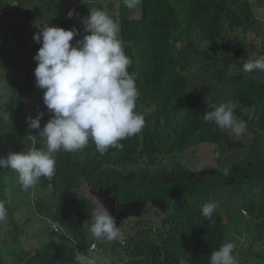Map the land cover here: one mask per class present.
I'll use <instances>...</instances> for the list:
<instances>
[{
    "label": "trees",
    "instance_id": "16d2710c",
    "mask_svg": "<svg viewBox=\"0 0 264 264\" xmlns=\"http://www.w3.org/2000/svg\"><path fill=\"white\" fill-rule=\"evenodd\" d=\"M35 1L41 4L33 6L19 21L12 15H0V95L11 96L9 106L0 98L3 102L0 107L6 113L5 116L0 113V139L9 149L27 143V150L46 147L39 130L29 128L25 113L27 101L33 99L36 92L32 62L42 46L33 39L39 31L36 24L44 22L41 14L51 11L48 0ZM6 5L7 0H0V10ZM70 9V6L56 8L52 26L78 29L77 15L71 19L67 17ZM139 16L133 18V12L121 0L119 36L126 42L125 52L132 59L128 70L137 74L140 95L136 111L145 117L144 128L137 135L120 141L123 150L110 148L101 155L91 141L78 152L61 150L55 154L54 176L40 178L45 187L54 189L48 213L57 212L55 220L75 231L80 253L97 255L102 261L109 257L107 247L100 245L99 250L90 254L91 241L84 229L77 226L81 222L76 210L80 202L77 193L82 180L96 190L114 183L118 196L127 197L124 201L119 199L123 203L141 201L152 205L160 199H184L190 186L201 184V188L204 186L203 190H207L205 181L211 174L200 172L202 168L194 163L188 165L193 159L174 169L168 168L170 161L176 162L200 148L219 149L223 145L232 150L243 148L232 132L204 120L205 112L211 110L206 109L208 106L233 102L235 116L246 122L247 129L264 133V72H245L242 62L243 48L250 47L248 59L253 58L257 48L249 41L252 29L263 30L260 33L264 39V26L252 11L251 1L142 0ZM195 34L209 45L207 50H201L199 44L194 43ZM76 40L77 36L71 43ZM258 52L264 55V48ZM194 63L202 65L210 79L221 83L214 89L222 94L219 100L211 90L199 94L197 86L194 87L195 95L191 93L193 76L188 70ZM238 69L243 71L233 75L229 82V73ZM257 162L256 167H264L262 161ZM257 169L264 175L261 167ZM9 170L0 169L2 201L7 200ZM150 171L155 172V177L145 178ZM162 174H169V180ZM159 175L165 181L162 184L157 180ZM213 178L219 180L220 174ZM210 194V190L204 192L207 198ZM246 209L249 215L245 216L252 218V225L245 229L243 237L246 244L242 238H229L224 214L215 211L210 221L200 209L195 217L187 220L164 218L163 227L171 228L166 237L163 232L160 237L152 235L144 239L123 237L125 245L115 241L109 245L110 260L112 264H209L211 252L226 240L236 244L234 252L242 255L245 261L257 260L256 256L260 255L257 252L264 250V206L249 205ZM76 250L67 253L46 247L36 253H21L15 263L7 259L8 252L0 251V264H77Z\"/></svg>",
    "mask_w": 264,
    "mask_h": 264
},
{
    "label": "clouds",
    "instance_id": "9594fccd",
    "mask_svg": "<svg viewBox=\"0 0 264 264\" xmlns=\"http://www.w3.org/2000/svg\"><path fill=\"white\" fill-rule=\"evenodd\" d=\"M64 1L71 8L67 13L69 19L75 16L72 10L76 11L77 15V8L87 5L94 7L92 3L81 5L82 0H76V3L73 0ZM117 1L121 2V0H105L104 5L101 1L96 0L98 3L96 9L99 10L90 11L89 15L82 20L83 31L87 34L82 39L76 40L74 44L71 43L74 37L83 34L78 25V29L74 26L66 30L59 26L50 25L45 19H43L44 22L36 24L39 31L34 34L33 39L42 46L39 47L34 56V60L37 61V66L34 69L36 92L33 99L27 101L28 108L25 113L29 128L39 130V136L43 139L46 147L27 150L29 148L27 143L20 147L24 151L10 152L19 148L9 149L8 145L0 139V152L3 147H6L8 152L6 157H0V169L10 168L14 170L18 174V181L22 189L25 191L34 187L38 182L44 189L47 188L42 184L40 178L50 179L54 176L56 171L55 154L57 152L61 150L70 153L81 151L89 144V141L94 143L96 151L101 155L107 153L110 148L123 150L124 145L120 141L137 135L145 126L144 115L136 111L140 93L136 84L137 74L135 72L130 73L128 70L132 65V59L125 52L126 42L119 36V25L104 11L110 6H114ZM247 1H251L252 6L255 5L260 8L259 12L264 10L263 0H257L255 4L253 0H246L244 3ZM34 3L40 5L41 1H34ZM20 4L21 8L14 7L12 2L7 0V5L0 10V15H12L15 21H19L22 15L30 12L33 7L25 0H20ZM124 4L128 8H136L141 4L142 8V0H124ZM53 24L55 23L53 22ZM243 70L245 72L253 70L264 72V55L246 59L243 63ZM0 103H3L2 100ZM213 104L206 108L207 110L211 109L204 114L206 122H213L221 130H231L237 136L246 131V122L239 120L234 114L235 103L223 101ZM0 113L3 116L6 114L2 107H0ZM49 116L51 117L47 120L46 118ZM41 124L43 128H41ZM31 137L32 134L29 138ZM209 149L200 148L199 151ZM213 150L216 152L215 149ZM221 153H225V149ZM215 156L217 165H221L217 158L223 156L216 154ZM258 161L262 160L259 159ZM195 172L198 173V171ZM200 172L210 173L211 177L217 174L211 169L200 170ZM150 174H146L144 177L150 179L156 175L154 171H150ZM240 174L241 170L236 171L234 175L238 177ZM255 174L264 176L257 168H255ZM162 175L165 178H170L169 174ZM223 179L224 177L220 174V179L217 181H219V186L225 189L226 183ZM49 188L53 189V187ZM79 190L83 196L76 210L81 222H88L90 218L88 223L91 237L90 239L87 238L91 241L90 254L99 250L100 245L109 248L110 244L118 240L121 245H125L126 240H123V237H139L140 227L127 226L122 228V223L130 220H149L148 211L153 205H157L160 210H163L164 218L171 214L167 200H156L152 205L144 202L147 204V209L142 218L132 217L121 221L120 225L117 226L116 219L120 213L118 208L112 209L114 204L111 201L115 199L117 205L141 201L120 202L117 197L119 191L114 183L96 190L89 182L82 180L79 184ZM101 190H104L103 194H100ZM207 190L211 192L208 198L204 195ZM207 190L201 193L200 198H196L191 203L186 197L184 199L179 198L181 211L177 208L173 218L187 220L195 217L194 215L198 214V210L201 209L202 215L211 221L215 211L219 212L217 203L221 199L217 194H219L220 189ZM8 193L7 200H0V222L6 219L7 213L12 216L17 210L9 205ZM102 196H105L108 202H103ZM52 197L54 199V193ZM203 198L206 200L204 205L200 204ZM88 200L95 201V203L91 204ZM117 205L116 207H118ZM80 207L83 209L79 212ZM241 212L243 215H249L246 208L242 209ZM153 217L155 218L154 214ZM65 227L67 229L66 234L75 240L77 249L75 231L66 225ZM53 229L62 230L59 222H53ZM146 229L148 230V228ZM68 231H72V234ZM106 243L109 245L107 246ZM44 248L46 247L41 249ZM235 248L236 244L232 240H226L217 250L211 252L209 264H238L234 255ZM41 249L19 251L17 254L8 252L10 255L7 256V259L10 263H15L21 253H36ZM76 252L75 261L77 264H112L109 259L102 261L97 255H86L80 253L78 249Z\"/></svg>",
    "mask_w": 264,
    "mask_h": 264
},
{
    "label": "rangeland",
    "instance_id": "374dc122",
    "mask_svg": "<svg viewBox=\"0 0 264 264\" xmlns=\"http://www.w3.org/2000/svg\"><path fill=\"white\" fill-rule=\"evenodd\" d=\"M8 1H11L14 7L21 8L20 0ZM34 1L35 0H25L26 3L32 6H39L36 5ZM73 1L76 3V0ZM98 1H101L105 5V0ZM46 2L51 11L41 14L40 17H43L46 21H50L48 22L50 25L53 24L54 19L56 18L57 14L54 13L56 8H68L70 6L69 4H66L64 0H48ZM85 3H92L94 7L87 5L82 8H77V22L79 29L82 31V20L89 15L90 11L99 10L96 9L98 7L96 0L81 1V5H84ZM253 3H257V0H253ZM129 9L133 12V18L137 19L141 17L139 16L141 12V4L136 8ZM252 10L254 11L256 18H259L260 23L264 26V10L259 12L260 8L256 7L255 5L252 6ZM72 11L74 12V15H76V11ZM104 11H106L115 20L120 28L121 2L117 1L114 6H110ZM262 31L263 30L261 29H252V33L248 34L249 41L252 43V45L257 46L253 53V57L258 56V50L264 48V39L260 33ZM86 34L87 33L83 31L82 35L77 36V40L82 39ZM193 36L194 43L199 44V48L201 50L208 49L209 45L205 43V41L199 35L195 34ZM243 49L244 54L242 57V62L248 59L247 56L249 54L250 47L247 46ZM32 63L33 68H36L37 61ZM214 71L215 69H213V72ZM242 71V69H238L236 72H230L229 82H232L233 75L240 74ZM188 72L193 76V86L191 89V93L193 95H195L194 87L197 86L199 88L197 91L199 94H203L204 92L211 90L213 95L217 97V100L222 97V94H217L214 90L221 83H217L210 79L209 75L203 71L202 65H197L194 63ZM228 90L230 91L231 88L228 87ZM0 98L7 106L10 105L9 99L11 96L1 94ZM42 103L44 104L43 100ZM225 103H227V101H225ZM229 131L232 132L231 130ZM232 135L234 139L242 145L243 148L231 151L232 149L227 147V145H223V147L219 149L213 148L216 150V152L213 149H209L208 147L205 149L209 150L199 151V153L191 151L187 157L181 158L176 162L170 161L168 168L174 169L175 166L182 164V162L186 161L187 159H193L187 162L188 165H192L194 163L196 166L202 168V170L211 169L215 171V173L221 174L224 177L223 181L226 183L225 189H222L219 186V181L213 177H208V179L205 181V185L208 187V189H220V192L217 195H219L221 200L219 203H217V210H219V212L224 214L227 218L229 238H242V242L246 244L243 237L245 235V229L252 225V218L243 215L241 211L249 205H254L255 207L264 206V176L255 174V168L257 167H261L264 170V167L262 166L256 167L258 159L262 160V163H264V133H256L251 129H246L242 135L237 136L233 132ZM224 149L226 154L221 153V151ZM21 151H24V149L22 150L19 148L16 151L10 152ZM215 154L223 156L217 158V161H220L221 165H217ZM239 170H241V174L236 177L234 174ZM7 174V183L10 186L8 190L9 205L15 207L17 210L12 216L7 213L6 219L3 222H0V230L5 226L0 231V250L7 251L10 254H17L19 251H36L43 247H49L51 249L64 251L67 253L75 251V240L71 238L70 235L66 234L67 229L65 225L59 222L62 230L56 231L53 229V222L56 221L55 218L57 216V212L51 211L48 213V208L51 205L50 203L53 202L52 196L54 190L52 188L44 189L38 182L34 187L25 191L22 189L18 181V174L14 170L10 169ZM157 180L161 184L165 182L162 180V176L160 175L157 177ZM166 180L169 179L166 178ZM203 189L204 186L201 188V184L190 186L188 192L186 193L187 200L191 203L194 202L196 198H200L201 193L205 191ZM77 194L80 195L79 199L81 200L83 193L78 192ZM117 197L118 200L120 199V201L127 199V197H123L121 195ZM88 202L91 204L95 203V201L91 200H88ZM167 202L169 208L171 209V214L167 217L173 218V214L177 208L179 211H181V202L179 198H170L167 199ZM205 203L206 200L203 198L200 204L204 205ZM82 209L83 207H80L79 212ZM153 214L155 218L153 217ZM163 214V210H160L157 205H153L148 211L150 218L149 220H132V224L134 226L140 227L139 237L141 239L150 238L152 235H155V237H160L163 232H167L165 234L166 237L171 228L166 229L163 227V223L165 221ZM89 221L90 218L88 222ZM88 222H80L77 226L85 229L87 238L90 239L91 234L89 232ZM157 225H159V227ZM146 228H148V230ZM160 228H162V231L159 230ZM71 232L72 231H68V233L72 234ZM106 245L108 246L109 243H106ZM107 253L109 255L108 259L110 260L111 250L109 248H107ZM257 253L260 254L256 256L258 259L256 260L252 258L249 259L250 261H245V258L238 252H234V255L237 258L238 264H262L264 262V259H262L264 257V250L263 252L259 251Z\"/></svg>",
    "mask_w": 264,
    "mask_h": 264
},
{
    "label": "water",
    "instance_id": "95a60500",
    "mask_svg": "<svg viewBox=\"0 0 264 264\" xmlns=\"http://www.w3.org/2000/svg\"><path fill=\"white\" fill-rule=\"evenodd\" d=\"M8 154L7 148L3 147L1 148L0 157H6ZM104 190L100 191V194H103ZM110 194V191L108 192ZM114 205H112V209L116 210L119 209L120 215L117 217L116 222L117 226L120 225L121 221H124L126 219H130L132 217L136 219H140L144 216V212L147 209V204L144 202H135L131 204L126 205H117V201L113 199L111 201ZM116 205L118 207H116Z\"/></svg>",
    "mask_w": 264,
    "mask_h": 264
},
{
    "label": "flooded vegetation",
    "instance_id": "af4514ba",
    "mask_svg": "<svg viewBox=\"0 0 264 264\" xmlns=\"http://www.w3.org/2000/svg\"><path fill=\"white\" fill-rule=\"evenodd\" d=\"M50 117H51V116L47 117L46 119L49 120ZM105 189H106V188H105ZM95 195H96V194H95ZM101 198H102V201H103V202H108V200H107V198H106L105 196H102ZM127 226H134V225L132 224V220H130V221H126V222H123V223H122V228H125V227H127Z\"/></svg>",
    "mask_w": 264,
    "mask_h": 264
},
{
    "label": "built area",
    "instance_id": "2783aa9c",
    "mask_svg": "<svg viewBox=\"0 0 264 264\" xmlns=\"http://www.w3.org/2000/svg\"><path fill=\"white\" fill-rule=\"evenodd\" d=\"M245 213H246V211H245Z\"/></svg>",
    "mask_w": 264,
    "mask_h": 264
}]
</instances>
